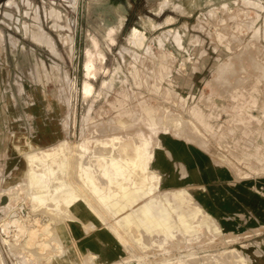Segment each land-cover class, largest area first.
<instances>
[{"label":"rangeland","instance_id":"374dc122","mask_svg":"<svg viewBox=\"0 0 264 264\" xmlns=\"http://www.w3.org/2000/svg\"><path fill=\"white\" fill-rule=\"evenodd\" d=\"M89 1L0 0L3 264H104L89 262L91 253L66 243L76 192L90 200L95 210L85 206L103 221L110 217L109 226L125 248L119 264H264V228L226 233L187 187L167 188L151 177L147 160L150 178L142 189H152L136 191L135 182L144 174L136 171V163L126 166V183L119 190L130 201L117 211L90 194L92 178L101 196L114 198L95 157L88 155L92 177L86 180L74 166L73 149L56 150L64 140L85 141L93 152L102 148L97 143H112L114 136L118 153L123 140H138V131L154 135L148 125L153 117L155 150L170 137L189 138L236 179L253 181L264 193V0H106L107 8L120 11L117 19L104 12L90 17ZM88 55L97 68L91 76L85 72ZM86 78L89 94L83 89ZM125 113L128 128L121 131L117 123ZM45 127L55 130L50 138L40 131ZM23 144L29 147L22 150ZM32 150L44 160L54 153L58 164L63 185L56 188L53 212L33 210L28 193L38 189L27 184L32 167L25 157ZM64 159L68 165H61ZM46 224L60 233L61 248L53 234L38 236L50 241L45 249L30 237L32 229L41 231Z\"/></svg>","mask_w":264,"mask_h":264},{"label":"crops","instance_id":"0c3cea01","mask_svg":"<svg viewBox=\"0 0 264 264\" xmlns=\"http://www.w3.org/2000/svg\"><path fill=\"white\" fill-rule=\"evenodd\" d=\"M9 52L15 54L16 46L11 45ZM10 67L12 68L11 59ZM147 113L150 115L149 110ZM127 114L118 119L117 125L121 131L128 128L125 124ZM148 125L154 135L138 131V140L130 137L129 140H123V144L126 142L123 148L132 153L129 158L134 163L137 159L135 153L144 139L157 136V123L153 117L149 119ZM47 127L40 131L50 138V133L55 130ZM155 146L158 145L155 143L146 152L144 163L147 160L159 182L162 181L165 187H187L220 229L226 233H239L264 228V193L259 194L255 190L253 181L236 179L233 171L216 164L208 151L189 138L170 137L167 143L160 144L156 150ZM137 182L133 188L141 191ZM109 219L107 215L106 221H103L85 205H78L66 224L69 234L67 245L79 246L86 255L94 253L104 264H119L125 249L124 243L110 228L112 223Z\"/></svg>","mask_w":264,"mask_h":264},{"label":"bare ground","instance_id":"6f19581e","mask_svg":"<svg viewBox=\"0 0 264 264\" xmlns=\"http://www.w3.org/2000/svg\"><path fill=\"white\" fill-rule=\"evenodd\" d=\"M166 114V113H165ZM171 114V113H170ZM168 115V114H167ZM178 117V116H176ZM175 117V118H176ZM181 118V117H180ZM178 118V119H180ZM170 119V118H168ZM174 119V118H173ZM122 120V119H120ZM175 121L173 120H170V121H173V122H179L180 120L176 121V119H174ZM123 121V120H122ZM165 122V121H164ZM166 123V122H165ZM180 123V122H179ZM173 124V123H172ZM165 125V124H164ZM168 125V124H167ZM171 125V124H170ZM174 126V125H173ZM123 127V126H122ZM177 126H175L176 128ZM180 127V125H179ZM181 130V128H179ZM183 130V129H182ZM184 131V130H183ZM120 132V131H119ZM181 132V131H180ZM115 133V132H114ZM141 134V133H140ZM142 135V134H141ZM140 136V135H139ZM146 137V136H145ZM113 140L112 143L110 142H100V143H97V144H100L99 147H102L100 149L102 150H96L98 149V147L96 149H94L93 152H90L89 148H88V145L85 141H81V142H78V143H74V144H67L66 140H64L60 145L59 147L56 149V150H59L61 153H64L67 154V152L71 149H73V151L75 152V154L77 156L74 157V166L76 168H79L80 169V173L81 175L83 176V178L86 179V177L90 178L91 174H90V163H89V159H88V155L89 156H94L96 161H97V164L99 165V172L105 177L108 179V184L105 185V186H111L112 189H113V194H112V200L110 201L109 199H106L104 196H101L100 195V192L97 190L96 188V185L94 183V180H92V178H90L91 180L89 181L90 183V194H93V195H97L98 196V200L100 201V203H102V205H106L108 203H112L116 210L117 211H121L124 207H125V203H124V200L126 202H129L130 199L128 197V195H125L124 192H122L121 190H119V187L121 185H124L126 183L123 175H124V171L126 170L125 167H129L131 165V163L133 164L134 162H132V160L129 158V157H125V155H129V154H132V153H129V151L125 148L123 149H120L118 153L121 154L122 150H123V154H124V157L122 156V154L120 155L119 157V154L117 153L116 150V145L118 143V140L116 138H114V136L112 137ZM151 137L150 138H145L144 139V142L143 144L141 145V147H139L137 153H135V155L137 156L136 158V165H137V168H136V171H140V176L141 174L143 173L144 175L142 176V179H140V181H138V186L140 185L141 188H142V184L146 181L145 179L147 178H150V176L152 177V175H154V177H156V173L154 171H152L154 174H151L150 175V172L147 171V167H145V164H144V159L146 157V152H148L150 150V147H152L154 144H151L153 143L151 141ZM142 140H143V137H142ZM158 145V143H156ZM118 146V145H117ZM123 146V145H122ZM138 146V145H137ZM27 147H29L28 145L26 144H23L20 146V148L22 150H25ZM66 147V148H65ZM95 148V147H94ZM118 148V147H117ZM65 149V150H64ZM119 149V148H118ZM132 150V149H131ZM130 150V151H131ZM55 152V151H54ZM155 153V152H154ZM57 154V153H56ZM48 157H50V159H43V157L39 154V152H37L36 150H32V152H25V157L28 161V164L31 165L32 167V171L31 172V175H30V180L28 178V181H27V184L29 185V181H30V185H32L33 187L37 186L36 188L38 189L37 191L35 190V192H31L32 189H30L31 193H28L30 194L31 197L29 198H32L31 200H33L35 202L34 204V211L35 210H39V208H47V209H57L58 207V204H57V201H58V198L56 196V188L59 187V186H62L63 183H58V177H57V166L58 164L53 160L54 159V153L52 152H48L47 153ZM64 155V154H63ZM62 155V156H63ZM66 157V156H65ZM72 157V156H71ZM61 158V157H60ZM59 158V159H60ZM150 158V157H149ZM148 158V159H149ZM152 158V157H151ZM92 162V161H91ZM150 162V161H149ZM60 163V162H58ZM73 163L71 165H73ZM69 164V161L68 159H64L62 162H61V165H68ZM73 166V167H74ZM34 167H37L38 170L40 172L36 173L34 170H36L37 168L34 169ZM149 167V166H148ZM72 168V167H71ZM74 170V169H73ZM153 170V169H152ZM92 171V170H91ZM60 172V171H59ZM79 172V171H78ZM93 172V171H92ZM128 172V171H127ZM98 173V172H97ZM146 173V174H145ZM74 174V173H73ZM79 174V173H78ZM150 175V176H149ZM100 176V174H99ZM98 176V177H99ZM139 176V177H140ZM29 177V176H28ZM92 177V176H91ZM97 179V178H96ZM75 180V179H74ZM87 180V179H86ZM154 182V181H153ZM152 182V183H153ZM156 182V181H155ZM162 182V181H161ZM26 183V182H25ZM136 183V182H135ZM73 184V183H72ZM78 184V183H77ZM103 184V183H102ZM156 184V183H154ZM27 185V186H28ZM150 185H152L150 183ZM70 186V185H69ZM74 186V184H73ZM104 186V187H105ZM153 186V185H152ZM32 187V188H33ZM61 188V187H60ZM69 188V187H68ZM72 188V187H70ZM28 191L26 192H29V188L27 187ZM63 189V188H62ZM66 189V188H65ZM150 190L152 189V187L149 188ZM24 190L21 188V191ZM34 190V189H33ZM70 190V189H69ZM68 190V191H69ZM142 190V189H141ZM18 191V190H17ZM59 191V190H58ZM68 191H65V192H60V194L62 196H68L67 192ZM137 191V190H136ZM71 192V191H70ZM10 193V192H9ZM23 193V192H22ZM27 194V193H26ZM27 194V195H28ZM58 194V193H57ZM71 194V193H70ZM104 194V193H103ZM29 196V195H28ZM62 199V198H61ZM5 202L6 200L8 201V199H4ZM67 200V199H66ZM11 201V200H10ZM95 201V200H94ZM54 202V205L55 207H51V203ZM71 203L75 202V206L73 207V211L72 213L74 212L75 210V207H77L78 205H88L91 207L92 210H95V207L93 204H91L90 200L88 198H86L84 196V194H81V193H78L76 192V195L74 197H72ZM13 204V203H12ZM62 204V202H61ZM63 205V204H62ZM68 206V205H67ZM70 209V208H69ZM111 209V208H110ZM69 211V210H68ZM37 212V211H36ZM53 212V210L51 211ZM50 212V213H51ZM110 212V211H109ZM47 213H48V210H47ZM58 212H54V215L57 216ZM61 214V213H60ZM111 214V213H110ZM51 215V214H50ZM59 215V214H58ZM64 215V214H63ZM69 215V214H68ZM53 216V215H52ZM166 216V215H165ZM51 217V216H50ZM59 217H62V216H59ZM57 216V218H59ZM65 217V216H64ZM63 217V218H64ZM71 217V216H70ZM56 218V217H55ZM152 218V217H151ZM62 219V218H60ZM18 220V219H17ZM51 220V219H50ZM53 220V219H52ZM72 220V219H71ZM152 220V219H150ZM59 221V220H58ZM54 222V221H53ZM56 222V221H55ZM148 224V223H147ZM149 225V224H148ZM8 226V225H7ZM6 226V227H7ZM5 227V226H3ZM9 227V226H8ZM54 228V227H53ZM118 228V227H117ZM6 229V228H5ZM29 229V228H28ZM7 230V229H6ZM21 231L23 232V229L21 228ZM118 233V232H117ZM50 235V234H53L52 232V227L50 226V224L46 225L43 227V230L41 231H37L36 229H32L30 231V237H32V239H35V244H37L38 248H42V249H45L47 248L48 246L50 247L51 243L50 241H46L44 240L43 238L41 239H38V236L39 235ZM54 236H52L53 239H56L58 240V238L60 239V242L58 243V247L61 248V245H62V239L60 237V233L57 231L55 234H53ZM124 240V239H123ZM6 241V240H5ZM8 242V246L11 248V247H15L16 244L15 243H12V242ZM6 242V243H7ZM58 242V241H56ZM27 245L31 246L32 245V242L31 240L29 239L27 242H26ZM19 245H22L19 243ZM16 248V247H15ZM12 249V248H11ZM14 249V248H13ZM19 249V248H18ZM20 250V249H19ZM63 250V249H62ZM63 252V251H62ZM27 253V252H26ZM30 256V255H29ZM2 256L0 255V264H3L2 262ZM26 258V257H25ZM29 260H30V257H29ZM98 260V257L97 255H95L94 253L90 254L89 255V258H88V261L89 262H93ZM86 262V261H85ZM28 263V262H27ZM87 263V262H86ZM31 264V263H30ZM168 264V263H167Z\"/></svg>","mask_w":264,"mask_h":264},{"label":"flooded vegetation","instance_id":"af4514ba","mask_svg":"<svg viewBox=\"0 0 264 264\" xmlns=\"http://www.w3.org/2000/svg\"><path fill=\"white\" fill-rule=\"evenodd\" d=\"M111 9H113V11H111L109 8L106 7V0L105 1L104 0H91L88 2V7H87L88 14L90 17L92 16L94 12L96 13L104 12L106 16H107V13H110L115 19H117L116 14H119L120 11H118V9L116 8H111ZM105 21H106V24L111 23V21L107 17H105ZM85 67H86L85 72L87 76H91L96 73L97 68L94 63V59L90 55H88L86 58ZM83 89H84L85 94L91 93L92 85L88 81V78H86L84 81Z\"/></svg>","mask_w":264,"mask_h":264}]
</instances>
